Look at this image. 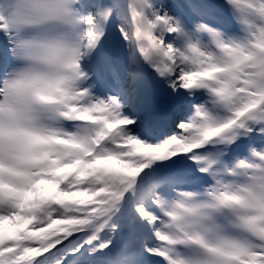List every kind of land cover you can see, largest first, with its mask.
Returning a JSON list of instances; mask_svg holds the SVG:
<instances>
[{"label": "snow or ice", "instance_id": "6c2138e0", "mask_svg": "<svg viewBox=\"0 0 264 264\" xmlns=\"http://www.w3.org/2000/svg\"><path fill=\"white\" fill-rule=\"evenodd\" d=\"M0 264H264V0H0Z\"/></svg>", "mask_w": 264, "mask_h": 264}, {"label": "rangeland", "instance_id": "374dc122", "mask_svg": "<svg viewBox=\"0 0 264 264\" xmlns=\"http://www.w3.org/2000/svg\"><path fill=\"white\" fill-rule=\"evenodd\" d=\"M106 163H112V168L114 169H118V170H121V171H127L128 169L126 168V166H123L121 164H119V162L115 161V160H108V161H98L96 165H102L104 166V164L106 165ZM109 164V165H110ZM108 169V168H107ZM62 171V170H61ZM41 184L43 185V187L45 189H51L52 188V185L47 183V182H41ZM56 225H53V227H55ZM5 227H6V231L11 233L13 230H14V227L13 225L10 224V222H5Z\"/></svg>", "mask_w": 264, "mask_h": 264}]
</instances>
